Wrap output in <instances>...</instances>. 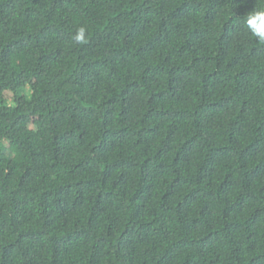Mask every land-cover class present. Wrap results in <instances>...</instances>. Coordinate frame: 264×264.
I'll return each mask as SVG.
<instances>
[{
  "label": "trees",
  "instance_id": "16d2710c",
  "mask_svg": "<svg viewBox=\"0 0 264 264\" xmlns=\"http://www.w3.org/2000/svg\"><path fill=\"white\" fill-rule=\"evenodd\" d=\"M261 7L0 0V264H264Z\"/></svg>",
  "mask_w": 264,
  "mask_h": 264
},
{
  "label": "clouds",
  "instance_id": "9594fccd",
  "mask_svg": "<svg viewBox=\"0 0 264 264\" xmlns=\"http://www.w3.org/2000/svg\"><path fill=\"white\" fill-rule=\"evenodd\" d=\"M245 26L248 32L260 44L264 45V7L249 12L245 17ZM75 43L83 45L88 41V30L85 26L77 28L73 36Z\"/></svg>",
  "mask_w": 264,
  "mask_h": 264
}]
</instances>
